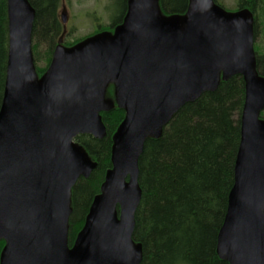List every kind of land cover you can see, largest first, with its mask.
<instances>
[{
  "label": "water",
  "instance_id": "obj_1",
  "mask_svg": "<svg viewBox=\"0 0 264 264\" xmlns=\"http://www.w3.org/2000/svg\"><path fill=\"white\" fill-rule=\"evenodd\" d=\"M8 52L0 106V264H141L132 240L141 192L138 160L187 103L234 76L244 83L233 186L217 235L227 264H264V77L256 70L254 18L214 0L164 14L159 0H128L122 22L72 47L58 40L38 77L28 0H6ZM113 86V99L107 88ZM124 119L111 137V168L68 246L71 191L97 164L74 140L106 136L101 113Z\"/></svg>",
  "mask_w": 264,
  "mask_h": 264
},
{
  "label": "trees",
  "instance_id": "obj_2",
  "mask_svg": "<svg viewBox=\"0 0 264 264\" xmlns=\"http://www.w3.org/2000/svg\"><path fill=\"white\" fill-rule=\"evenodd\" d=\"M127 1L115 0L121 6L119 17L92 35L112 31L119 25L126 13ZM28 2L35 11L32 28L34 64L39 60V41L42 40L48 48L44 58L46 67L35 66L40 77L63 33L59 18L61 0ZM262 4L263 0H238L234 11L247 8L256 17L258 10L264 11ZM218 5L225 10L221 4ZM159 6L164 14L180 15L185 13L188 0H159ZM37 39L39 41H35ZM81 40L67 42L64 46L71 47ZM7 52L6 0H0V106ZM254 52L256 70L264 77V53L260 55L256 48ZM112 89L109 86L106 98L112 99ZM243 103L244 83L241 77L234 76L227 82H220L214 92L205 93L195 102L185 104L163 128L158 139L149 138L144 143L138 160L141 197L132 233V240L142 247L141 264H227L217 256L216 241L233 186ZM263 116L264 112L261 118ZM123 119V110L114 106L101 113L106 130L103 139L83 135L74 140L97 166L88 179H78L71 191L70 248L83 227L93 198L99 193L105 173L111 168V137ZM3 246L4 243L0 242V252Z\"/></svg>",
  "mask_w": 264,
  "mask_h": 264
},
{
  "label": "rangeland",
  "instance_id": "obj_3",
  "mask_svg": "<svg viewBox=\"0 0 264 264\" xmlns=\"http://www.w3.org/2000/svg\"><path fill=\"white\" fill-rule=\"evenodd\" d=\"M216 1L218 4H221L228 12H233L236 9L238 2V0ZM60 5L61 6L59 9V18L61 20V14L64 13L66 21L65 35L63 36V44L74 40L85 39L86 37L91 36L97 29L109 26L110 20L119 17L121 11L120 3L117 4L115 0H61ZM263 14L264 11L258 10L256 13V23L254 22L253 24V38L254 26L256 28L255 24H257L258 26L260 25V30L262 31V35H258L254 38V48L257 49V53H259L260 55L264 53V19L262 17ZM252 15L253 18H255V15L253 13ZM35 41H39V39ZM31 44H33L32 34ZM47 50V45L42 40H40L37 48L39 60L36 64H34L37 68L44 69L46 67L47 64L44 58ZM262 119H264V116L262 117Z\"/></svg>",
  "mask_w": 264,
  "mask_h": 264
},
{
  "label": "flooded vegetation",
  "instance_id": "obj_4",
  "mask_svg": "<svg viewBox=\"0 0 264 264\" xmlns=\"http://www.w3.org/2000/svg\"><path fill=\"white\" fill-rule=\"evenodd\" d=\"M262 8L264 9V0H263ZM263 15H264V14H263ZM263 15H262V17H263ZM255 18H257V17H255ZM260 28H261L260 25L258 26V25L256 24L254 38L257 37L258 35H262V31L260 30ZM261 55H262V54H261Z\"/></svg>",
  "mask_w": 264,
  "mask_h": 264
}]
</instances>
